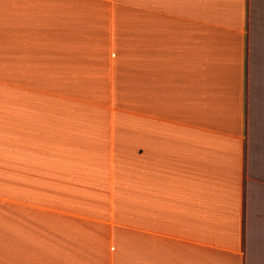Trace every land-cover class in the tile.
Returning <instances> with one entry per match:
<instances>
[{"label": "crops", "instance_id": "0c3cea01", "mask_svg": "<svg viewBox=\"0 0 264 264\" xmlns=\"http://www.w3.org/2000/svg\"><path fill=\"white\" fill-rule=\"evenodd\" d=\"M0 264H264V0H0Z\"/></svg>", "mask_w": 264, "mask_h": 264}]
</instances>
